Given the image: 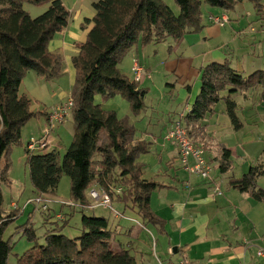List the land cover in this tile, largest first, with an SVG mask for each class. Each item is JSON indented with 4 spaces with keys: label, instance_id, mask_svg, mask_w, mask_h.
<instances>
[{
    "label": "trees",
    "instance_id": "16d2710c",
    "mask_svg": "<svg viewBox=\"0 0 264 264\" xmlns=\"http://www.w3.org/2000/svg\"><path fill=\"white\" fill-rule=\"evenodd\" d=\"M48 1L0 0V163L5 156L4 166H0V184L8 181L7 154L12 145L20 143L22 126L34 115L30 110L31 99L19 93L23 77L30 71L48 80L63 74L62 58L51 52L48 44L66 26L69 10L61 0H51L43 13L32 17L23 6L26 2ZM174 1L179 8L177 14L164 0L92 2L94 14L84 18V23L91 22L92 26L72 56L75 69L71 90L72 140L62 155L56 148L33 152L25 148V162L37 197L54 194L65 174L70 180L69 200L81 209L90 203L86 190L95 189L105 192L111 204L117 202L122 204L123 211L129 209L136 213L142 226L162 227L163 221L150 207L151 195L160 183L144 178V164L137 161L141 153L148 151L149 143L136 138L135 127L127 117H118L115 110L105 109L94 97L100 95L104 100L120 95L134 114L140 113L146 89L119 69L123 56L138 45L161 43L169 37L179 42L185 34L202 30L205 6L231 10L237 3L249 1L264 19L260 0ZM257 86L263 88L261 97L264 99L263 70L243 76L227 60L204 65L200 71L199 91L182 118L193 143L203 150L195 140L199 128L196 125L212 114L222 99L234 129L238 130L241 123L230 95ZM224 91L229 95L223 96ZM43 115L47 118L46 112ZM210 162H217L216 169L220 173H229L232 169L230 149L223 146L219 156ZM263 173L262 164L253 165L240 177H230L228 184L256 200H264V189L256 185ZM2 202L0 188V264H10L15 240L11 236L5 238V232L20 216V208L7 213ZM40 205L46 214L43 224L50 226H46L42 234H37L25 223L17 226L16 233L21 228L20 235L31 245L15 254V264H137L130 248L112 242L114 229L107 217L94 212L91 215L81 213L80 233L69 237L63 233L67 217L60 218L61 215L51 212L47 204L45 208ZM59 219L63 222L58 223Z\"/></svg>",
    "mask_w": 264,
    "mask_h": 264
},
{
    "label": "crops",
    "instance_id": "0c3cea01",
    "mask_svg": "<svg viewBox=\"0 0 264 264\" xmlns=\"http://www.w3.org/2000/svg\"><path fill=\"white\" fill-rule=\"evenodd\" d=\"M69 1L71 6L62 1L70 12L68 22L48 44L49 50L62 58L63 74L54 78L59 95L63 93L61 86L66 76L71 86L74 83L72 56L85 41L92 26L91 22L84 23V18H91L94 14L91 5L95 0ZM260 3L264 12V0H260ZM230 12L212 8L205 22H202V30L197 32L192 50L195 58L200 60L193 67L196 70L194 78L199 82L201 68L213 61L227 60L243 76L257 70L264 71V19L249 1L237 3ZM211 15H224L228 21L219 25L209 18ZM134 48L138 51L140 47ZM170 54L169 58L180 59L175 53ZM132 57L131 66L139 64L138 58L133 54ZM195 58H186L182 62L191 66ZM37 81L41 84L40 80ZM188 82L189 79H186L183 85L194 95L195 89H189ZM262 90L261 86H257L230 95L236 103V115L241 123L238 130L234 129L225 105L217 109L220 102L225 103L224 99L215 105L212 114L206 115L196 125L199 128L195 140L203 147L208 160L218 157L223 146L230 149L232 169L229 173H220L216 169L217 162H212L214 169L208 179L187 172L180 162L175 167L179 152L171 141L167 146H161L154 164L150 165V161L141 155L138 157V161L144 164V175L147 176L144 178L160 183V187L151 195L150 207L163 221L162 227L156 226V230L165 238L169 251L167 264L181 260L188 264H264V252L258 254L259 250L264 251V200H256L249 193L240 192L228 184L230 177H240L250 166L262 164L264 168ZM26 92L21 94L32 100V91ZM191 94L187 111L192 105ZM222 94L229 95L225 91ZM117 98L116 95L113 99ZM43 118L46 120L45 116ZM174 119L170 120V127ZM135 136L138 140H144L137 133ZM154 146L149 144L146 153H151ZM256 185L264 189V173L257 178Z\"/></svg>",
    "mask_w": 264,
    "mask_h": 264
},
{
    "label": "rangeland",
    "instance_id": "374dc122",
    "mask_svg": "<svg viewBox=\"0 0 264 264\" xmlns=\"http://www.w3.org/2000/svg\"><path fill=\"white\" fill-rule=\"evenodd\" d=\"M50 1L41 4L26 2L23 6L30 16L35 17L49 7ZM61 1L71 6V1ZM164 2L176 14L178 13L179 8L174 0H164ZM212 8L209 6L203 7L202 22H205L207 13ZM91 9L94 13L92 7ZM227 11L231 13L230 10ZM197 36V32H191L185 34L179 42L169 37L161 43L150 42L143 46L138 45L140 47L138 51L133 47L131 52L128 50L123 56L119 63V69L130 80H133V74L131 72L132 54L138 58L139 65L150 75L149 78L142 77L140 82H138L141 87L146 89L143 99L144 107L140 113L134 114L130 110L127 100L120 95H117L119 97L117 99H113L116 96L104 100H102L100 95H95L94 97V101L100 100L98 103L105 109L115 110L118 116H127L129 118L128 121L135 127V134L140 135L150 145H155L151 153L145 152L140 154L144 159L150 161V165L157 162V156L160 153L161 146H167L170 142L165 139V134L170 127V120L172 118L176 119L183 112H187L186 106H188L187 102L191 93L184 86L186 79H189V89H195V94H191L192 100L190 104L193 103L198 93L200 82L199 79L194 78L196 70L193 67L200 60L195 58L192 50ZM170 52L175 53L180 59L169 58L171 55ZM186 58H195L196 61H191V66H189L186 62H182ZM37 80H40L41 84ZM50 80L52 81H48L43 76H39L35 72L30 71L23 77L19 89L20 94L26 91H32L30 94L34 95V97L31 100L30 110L34 112V115L22 126L20 143L12 145L7 154L8 167L6 177L8 181L1 182L0 184L3 196L2 207L5 212L8 213L12 209L20 208V216L8 226L5 232V238L11 236L15 240V245L9 256L10 264H15L16 255L31 245L26 241L25 237L20 235L21 228L16 233L17 226L24 225L25 223V225L35 229L37 234H42L46 226H50V224H43L46 220V214L39 207L40 202L36 201L37 195L34 193L30 182L25 162L26 143L32 137L38 139L44 129H49L48 141L50 142V146L45 150L56 148L62 155L73 137L74 123L71 110L63 122H54L52 126H48L47 121L43 118L44 111H51L53 107L61 102H65L71 96L72 86L68 80V76L63 79V82L65 80L61 86L63 93L60 95L59 88L54 85L56 79ZM224 105V102H220L217 109L223 108ZM4 157L3 155L1 158V167L5 163ZM179 162L175 161V167H177ZM144 173L143 176L147 177ZM89 190L88 188L86 193ZM44 199L47 200L45 204L49 206L51 212L59 213L61 215L60 218L63 215L67 217V225L63 229V233L67 236L74 237L80 233L81 213L91 215L94 212L96 215L108 218L114 229L112 242L115 245L122 244L123 247L130 248L136 258L137 264H160V262L167 264L169 251L166 247L164 236L157 232L156 226H142L141 218L129 209L123 211L122 204L112 202V207L117 211H123L124 217H115L109 208L102 206H97L94 209H81L77 205L70 204V180L65 174L61 176L56 192L45 196ZM42 203H44V200ZM33 208L35 209L33 210ZM71 213L72 215L69 216ZM57 221L58 223H62L63 219Z\"/></svg>",
    "mask_w": 264,
    "mask_h": 264
},
{
    "label": "built area",
    "instance_id": "2783aa9c",
    "mask_svg": "<svg viewBox=\"0 0 264 264\" xmlns=\"http://www.w3.org/2000/svg\"><path fill=\"white\" fill-rule=\"evenodd\" d=\"M213 22L224 25L228 18L224 15L222 16H213L209 17ZM264 32V29H263ZM131 72L133 74V80L135 82H140L142 77L149 78V73L143 69L138 63H135L131 67ZM73 99L71 96L67 98V100L63 103L52 108L51 111L47 113V124L48 126H52L54 122H63L68 114V112L72 109ZM183 113L180 114L176 119L173 120L170 129L165 134V139L167 141L174 142L178 147L179 152V161L181 167L189 173L196 174L203 179H208L211 172L213 171L212 163L206 158L204 155V151L202 148L196 146L193 141L188 136L187 130L183 124ZM49 129H44L42 135L38 139H34L33 137L28 140L26 143V149L33 151H41L50 146V142L48 141ZM90 203L85 206L86 208L93 209L97 206H102L105 208H109L115 217H124L123 213L115 210L112 207L109 196L105 193H99L95 189H90L89 191ZM44 200V203L42 201ZM36 201L43 204V208L46 207L45 200L43 197H37ZM70 204H73L70 202ZM74 205V204H73ZM60 217V215H58ZM263 250H259L258 254L262 255ZM160 264H165L160 262ZM175 264H188L186 261L181 260Z\"/></svg>",
    "mask_w": 264,
    "mask_h": 264
}]
</instances>
